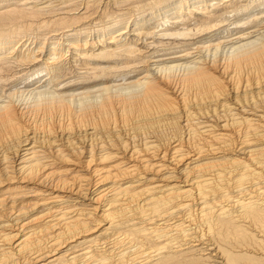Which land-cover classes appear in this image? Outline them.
<instances>
[{"label":"bare ground","instance_id":"bare-ground-1","mask_svg":"<svg viewBox=\"0 0 264 264\" xmlns=\"http://www.w3.org/2000/svg\"><path fill=\"white\" fill-rule=\"evenodd\" d=\"M214 1L220 0H156L150 16L139 17L128 29L116 21L95 35L64 33L51 43L34 38L28 44L31 38L0 33V52L13 54L27 45V56L18 60L23 64L49 56L44 66L23 78L21 87L0 96L7 99L0 101V264H63L71 244L94 241L92 234L111 229L133 202L144 210L171 214L211 192H226L217 178L234 176L239 168L240 182L245 175L251 180L264 176V25L230 41L203 42L198 48L207 53L195 60L170 57L155 61L143 76L124 82L109 79L128 75L121 70L137 56L131 36L155 34L186 42L198 33L230 29L231 24L258 25L249 14L264 7V0H248L229 11L238 13L234 18L213 15L189 28L186 11L210 13L208 4ZM107 34L111 41L100 53L86 54V71L77 76L89 77L91 71L100 79L66 87L70 78L57 74L59 64L68 59L63 50L66 55L72 50L85 54L105 42ZM115 43L117 48L108 50ZM114 55L123 58L110 64ZM95 58L96 65L89 68ZM102 58L108 59L105 68ZM177 70L183 71L178 77ZM84 190L91 194L89 211L78 207L76 197L71 199L74 194L85 198L89 194ZM245 200L242 217L260 221L264 229V199L251 194ZM218 205L221 224L236 227L241 239L254 240L247 228L235 226L240 215L228 213L222 202ZM191 220L174 228V222L164 223L159 237L169 238L176 229L188 232ZM91 252L90 247L84 251ZM224 252L227 264L248 256ZM164 257L155 264L179 262L173 255ZM112 258L103 255L95 264Z\"/></svg>","mask_w":264,"mask_h":264},{"label":"rangeland","instance_id":"rangeland-1","mask_svg":"<svg viewBox=\"0 0 264 264\" xmlns=\"http://www.w3.org/2000/svg\"><path fill=\"white\" fill-rule=\"evenodd\" d=\"M155 1L156 0H4L0 1V33L4 35L15 34L17 38L23 39L31 38L27 42L29 44L34 38V41H37V43H51L60 38L64 33L67 34L78 31H82V36L85 34H90V36L92 34L95 35L97 34L96 32L100 31L104 26L112 25L116 21H120L123 24L122 28L126 27L128 29V26H131L139 17L150 16L151 11L155 9ZM247 3L248 0H220L208 4V6H210V13L205 14L197 10V12L189 14L188 10L184 11L188 14V24L189 26L191 25L189 28H194L197 23L206 20L209 16L220 15L223 18L231 15V17L233 16L234 18L238 13H229V11L234 10V8H236L234 7L235 5L241 6ZM256 12L258 13L249 14L250 17L248 19L251 21H258L259 26L254 22L247 23L243 25L242 28H236V24H231L229 25L230 29H226L227 26H225L218 30L198 33L195 35V38H193V36L186 42H184L185 40H174V38L169 39L155 34L147 35L143 39H137L131 36L130 41H133V44L136 45L137 56L135 60L130 63L131 66L129 68L121 70L129 72L128 75H126V77L122 75H113L109 77V79H123L122 81L124 82L126 79L131 80L143 76L147 73V68L155 67V61L165 60L170 57L185 55L182 56L184 57L182 61L195 60L197 57L207 53L200 51L198 48L203 42L206 41V44H208L211 38L214 40L219 38L220 40L226 39L225 41H230L241 33H248L264 25V7ZM159 29H161V27H159L158 30ZM116 33L117 32H115L114 35ZM257 34L258 32L252 34L249 39H253ZM65 37L66 35H64L61 41H63ZM109 37L110 35L107 34L103 37L105 42H102L100 46H95L92 50L87 49L85 54L72 50L66 55V49L63 50V53L68 59L59 64L60 68L57 69V74L59 73L62 79L70 78L67 80L68 84L66 87L71 86L72 88H78L83 85L93 84L95 80L100 79L99 77L90 75L91 71L89 73L86 72L89 77L85 76L84 78H80L77 76L81 72L84 73L86 71V68H83L85 66L84 60L87 59L86 54L100 53L101 50L108 45L109 41H111ZM123 41L124 39L119 43L123 44ZM178 41H180V43H178ZM183 42L185 43L184 46H182ZM119 43L111 44L114 46H111L108 50L116 49ZM227 43H229V45L231 44L230 42ZM21 44L22 42H20L18 46ZM35 44H31L30 47L35 46ZM26 46H21L13 54L7 55V53H5L6 50L0 52V96L7 95L8 92L13 91L16 87H21L24 84L21 83L23 78H26L33 70L44 66L46 57H49L46 54H42L40 57L41 59L35 64H23L18 60L24 55L27 56L28 50L25 51ZM225 52H221V57L224 56L223 54H225ZM122 58L123 56L121 55L111 56L109 57L110 64H114L113 62ZM96 60L97 58L90 60L91 64L88 67L95 66ZM107 60L108 59H100V61L105 62V64L102 65L103 68L106 67ZM118 62L120 65V61ZM177 71V74L174 73L177 77L179 72L180 75L183 73L182 70ZM37 84H31L30 87L33 88ZM23 88L29 87L26 86ZM0 101H7V99L1 98ZM241 170L240 168L237 169V174L234 176L226 174L217 178L218 182L222 185V189L226 192L213 194H211V192L205 199H200L203 203L200 204V200H198L195 202L196 204L194 203L193 206L188 209L167 214L162 213V211L152 212L151 210H144L145 208L140 206V204H136L135 202L131 203L129 206H126V209H123L122 212L125 215L120 218L122 220L119 221V219H117L116 224L113 225L111 229H102L103 231L100 230L92 234L91 238H96L94 241L88 243H78V241L71 244L74 245V247L66 254L67 256L63 264H95L97 258H101L103 255L108 254L113 258L107 259L106 264H142L147 260H151L150 264H155L159 259H165L164 256L167 255H173L179 258V262H166L167 264H222L216 261L220 260L224 261V263L227 262L224 251L247 253V258H240L238 264H264V259L260 258L264 256V229L261 226L262 223L252 219L251 222L250 218L246 219L242 217L243 214H241L244 213L242 201L246 203L247 201L245 199L251 196V194L258 195L259 198L264 199V176L251 180L249 179L251 176L245 175L241 182H245L246 184L240 186L241 174L239 173ZM93 189L94 187H92V190ZM86 191L87 190H84V193H86ZM87 193L89 194L90 192L87 191ZM72 196L73 198L71 199L76 197L74 201H79L76 202L78 207L85 208L86 211L91 210L92 201L88 199L91 194L87 195L85 198L76 194ZM219 202L225 205V208L228 209V213L233 212L235 215H240L236 218L238 220L235 221V226H238V228H247L248 231H251L256 236L254 240L241 239V234L239 235L236 231V227L233 225H224L219 222L218 215L221 211L219 210ZM160 213L165 215H159ZM186 220H191L190 222L193 223L191 227H193V229H190L186 233L176 229L178 231L172 230V233L170 232L171 234H175L169 238H165L164 236L159 237L161 234L160 232H162V229L159 227H163L164 223L174 222L172 224L173 226ZM190 222L188 221L186 224ZM172 228H174V226ZM126 235L129 236L126 240L128 241L127 243L121 241ZM198 239L200 241H197ZM195 242L201 244L199 246H191ZM8 246L10 245H6V247ZM70 247L71 246H69V248ZM89 247L92 252L89 254L84 253ZM126 247L128 248L125 254L120 255V250ZM201 247L206 250L199 251L198 249ZM209 247H213L214 249H210ZM66 249L67 248H64V250ZM202 252L206 253L204 256L207 257V259L201 255ZM215 253L216 255H214ZM92 254L96 255L89 258ZM210 255L211 257L209 258L208 256ZM146 258L148 259L146 260ZM48 261L49 260H47L46 263H48Z\"/></svg>","mask_w":264,"mask_h":264}]
</instances>
